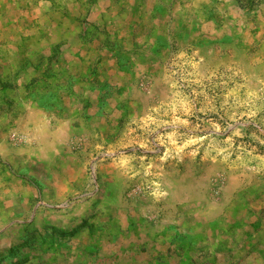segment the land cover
I'll use <instances>...</instances> for the list:
<instances>
[{
	"label": "rangeland",
	"instance_id": "374dc122",
	"mask_svg": "<svg viewBox=\"0 0 264 264\" xmlns=\"http://www.w3.org/2000/svg\"><path fill=\"white\" fill-rule=\"evenodd\" d=\"M0 264H264V0H0Z\"/></svg>",
	"mask_w": 264,
	"mask_h": 264
}]
</instances>
